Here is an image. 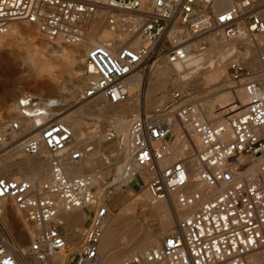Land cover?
<instances>
[{"label":"built area","instance_id":"2783aa9c","mask_svg":"<svg viewBox=\"0 0 264 264\" xmlns=\"http://www.w3.org/2000/svg\"><path fill=\"white\" fill-rule=\"evenodd\" d=\"M13 23L52 43L98 44L86 54L85 86L74 99L26 91L17 118L0 111V155L20 149L50 167L39 181L0 177V264H57L68 253L64 264H103L110 203L125 185L144 186L152 204L174 195L193 211L160 246L122 264H264V0H0V38ZM212 36L259 48L258 70L230 61L231 92L245 96L233 99V113L209 120L189 92L175 90L170 103L115 116L77 140L66 119L77 105L127 102L137 74L148 83L157 67L188 62L194 45ZM95 156L100 166L70 174L69 166ZM10 200L39 229L24 250L11 228ZM75 210L88 211L82 233L63 215Z\"/></svg>","mask_w":264,"mask_h":264},{"label":"bare ground","instance_id":"6f19581e","mask_svg":"<svg viewBox=\"0 0 264 264\" xmlns=\"http://www.w3.org/2000/svg\"><path fill=\"white\" fill-rule=\"evenodd\" d=\"M17 24L19 23H13L11 25V29L9 33L4 37H1L0 41L4 40V38H8L9 36H11V34H14L19 39L26 38L37 42V44H39L41 48L49 47L47 43L43 41H39V42L37 41L33 29L29 28V25L23 24L25 25L22 26L23 28L21 27V29L20 28L16 29V27H18ZM106 37H112V35L110 33H105L104 38ZM236 42L241 43L243 41H228L222 37L212 36L205 40V43H203L205 44L203 49H200L202 45V43L200 42H197L194 45L193 48L194 52L192 53V56L188 60V62L183 64H175V65L164 64L161 67H157L156 70L152 73L153 75H151V78L148 79L149 85L147 88V92L145 93L146 95L144 98V103L143 102L141 103L138 99L131 97L132 91L138 89L140 90L145 80L143 75L137 74L133 78V80L129 83L130 85L129 91L131 96L127 102L118 106H113V105H107L101 99L99 100V98H96L77 105L76 106L77 108H75L76 110L69 113L66 116L67 121L71 123V126L75 131L77 140H80L84 135H86L87 130H90L92 128L93 125L88 122L89 118L93 119L95 117H101V116H107L113 118L115 116H125L129 113L139 114L143 110L164 105L167 98L165 93L166 83H163L162 79L173 78L174 76H177L176 77L177 84L184 90L187 89V87L190 86L191 84L199 87L200 86L199 82L201 80L210 79L219 83L218 86L220 87L216 90H224L223 87L226 85H222V84L230 80L227 77V68L229 67L231 60L243 59L244 61L247 62V65L249 67L258 70L259 48L253 47L254 45L248 46L246 50L247 52L242 54L241 51L237 49L236 44L238 43ZM54 44H59V43H54ZM97 44L98 42L95 41H92L91 43H84L78 46H68V45L60 44L59 50L54 54L43 52V54H45V55L42 54V56H45L44 63H38V61L33 56L30 57V62L32 63L33 66L37 68V70L40 73H43L49 79L50 78H54L57 80L66 79L67 83H70L73 89L82 88L83 86H85V82H86V77L84 74H82V72H84L86 69L85 66L86 54L90 48L96 46ZM70 47H75V48L69 49ZM199 52H202L203 55L205 54L207 56V60L203 58V55H194V53H199ZM0 59H1V55H0ZM56 67L59 68L57 74L54 70ZM29 86L31 85L29 84ZM32 88L35 91H37V93H39L41 89L45 88V90L47 89L50 94H61L64 91L65 86L61 87L47 80V81H43L42 83L36 82ZM59 97L64 98L63 96H59ZM13 98L12 100L6 99L3 102V107L8 113L12 114L11 116L13 115L17 116L14 112V105L11 103V101H13ZM234 99L238 100L241 103H244L245 96L243 91L240 90L237 93V95L234 94ZM226 108L228 110H231L229 106H226ZM232 109L233 111L229 112L230 114L237 109L235 102L233 103ZM119 124L121 125L123 132L126 133L128 126L127 121L121 119ZM101 144H102V139L98 141L99 149H102ZM32 159L33 158L31 157L25 156L22 150L20 149L14 150L12 153H9L7 156L0 155V175L5 176L7 174L8 175L11 174L10 176L11 178H16V179L27 178L33 181H37V177L39 176L40 172H46L47 169H49V163H47L48 165L47 167H45L43 160H41L40 158L38 159V161L35 159L34 161H32ZM46 162L48 161L46 160ZM100 165H101V161L97 156H95L94 158L86 162L83 166H69L68 169L71 175H79L81 174L80 172L81 167L86 170H93ZM35 166L39 168L38 173L36 171H33V169L36 168ZM14 169H17L20 175L18 176L15 175L13 173ZM142 178L145 180L147 178V174L142 173ZM140 191L146 196L148 202L151 203L149 194L144 186L140 187ZM10 207L11 208L9 211L12 216L11 228L13 233H15L19 237V238L17 237V240H19L24 244H26V242L32 241L39 229L36 226L32 224H28L25 221L24 215L16 209L12 200H10ZM151 207L162 216L161 231H163V233L160 235L155 234L156 236L154 237H147L142 245V248L140 249L137 248L139 249L138 252L143 251L142 249L152 247L151 246L152 243H155L154 246H160L164 233H167L168 231L171 230L173 226V222H175L179 218H182L181 216L182 214L187 213L192 209V208L181 209L178 206L174 195H172L171 198L167 201H163L158 204H152ZM63 215L69 221H71L76 227L79 228L82 227L85 220L87 219V215L82 210H75L73 213H64ZM117 223L118 222L115 219H113L111 215H109L106 218L105 230H104V235L100 249L103 264H122V261L121 263H118L117 261L112 259L113 257L112 258L110 256L106 257V255L109 253L111 249V243L113 242V239L117 237V230H116ZM130 237H132V235H130ZM108 258L109 260H107ZM65 260H66L65 255L62 254L57 258L56 262L57 264H64Z\"/></svg>","mask_w":264,"mask_h":264},{"label":"rangeland","instance_id":"374dc122","mask_svg":"<svg viewBox=\"0 0 264 264\" xmlns=\"http://www.w3.org/2000/svg\"><path fill=\"white\" fill-rule=\"evenodd\" d=\"M17 25L18 27L14 26L16 27V29L17 28L21 29L22 26H25L23 24H17ZM29 28L33 29L34 35L36 36V39L38 42L43 41L47 43L49 47L41 48L39 44H37V42L30 40V39H26V38L19 39L14 34H11V36H9L8 38H4V40L0 41V55H1V59H0V111L4 112L6 116L11 119H15L17 118V116H14V115L11 116L12 114L8 113L3 107V102L6 99L12 100V98L14 97L11 103L14 105V112L16 114V111H17L16 104H17L18 99L20 98V96H22V94H24L23 92H26V90L37 92L32 88L36 82L42 83L43 81L49 80L52 83L57 84L58 86H61V87L65 86V89L61 94H50L47 89L45 90V88L41 89L39 93L46 94V95L63 96L66 100L74 99L78 95V91L84 87L83 86L82 88L73 89L72 85L70 83H67L66 79H62V80H57L54 78L49 79L46 75H44L43 73H40L37 70V68L32 65V63L30 62V57L33 56L38 61V63H44L45 56H42L43 52L54 54L59 50L60 44H54L50 41L48 42V40L39 36L35 27L29 26ZM17 43H20V44H17ZM236 43H238L236 44L237 49L240 50L242 54L247 52L246 50L248 46H253L248 41H243L241 43L236 42ZM74 48L75 47H70L69 49H74ZM194 55H203V54L202 52H199V53H194ZM203 58L207 60V56L205 54L203 55ZM58 69H59L58 67L54 69L56 74H57ZM82 74H84V72H82ZM229 76H230V71L227 68L228 79H229ZM176 77L177 76H174L173 78L162 79V82L166 83L165 93H166L167 98H166L165 103L171 102L170 98H171V93L173 91L182 90L181 92H185V91L189 92L191 94L190 99L192 101L197 102L198 104L202 106V111L204 112L207 118L209 117L208 118L209 120L216 119L217 117H222L224 116V114L229 115L230 114L229 112L233 111L232 107L234 103L233 101L234 94H232L231 92L232 84L230 80L222 84V85H226L223 87L224 90H216L220 87L218 86L219 83L216 81L210 80V79L201 80L199 82L200 84L199 87L191 84L190 86L187 87V89L184 90L177 84ZM149 78H151V76ZM29 84L31 86H29ZM143 84L140 90L139 89L133 90L131 94L132 95L131 97L138 99L141 103L142 102L144 103V98L146 95L145 93L147 92L149 83L145 82ZM226 106H229L231 110H228ZM129 114H132V113H129ZM137 114L138 113H135V114L133 113V115H137ZM111 118L112 117H107V116L95 117L93 119L89 118L88 122L93 125L92 128L96 127V128H100L101 130H103L109 124V121ZM31 158H33L32 161H34V159L38 161L39 159V158H34V157H31ZM40 159L43 160L45 167H47L48 162H46V159L44 158H40ZM38 169L39 168L36 167L35 169H33V171H36L38 173L39 171ZM84 170L86 169L81 167L80 172L83 173ZM13 173L17 176L20 175L17 169H14ZM49 174H50V167L49 169H47L46 172H40L39 176L37 177V181L47 179ZM2 176L4 175H0V177ZM5 176L10 177L11 174L10 175L7 174ZM151 205L152 204L148 202L146 196L140 191V188H133L130 185H127V186L125 185L124 187L119 188V191L117 192V194L114 196V198L112 199L110 203V213H109V215H111L113 219H115L118 222L117 228H116L117 237L113 239V242L111 243V249L109 253L106 255V257L107 256H110L111 258L113 257L112 258L113 260L117 261L118 263H121V261H123L129 255L135 252H138V250L142 248V245L145 242L147 237H154L156 235H160L163 233V231H161L162 216L156 210H154L151 207ZM192 211H193V208L189 212L184 213L181 216L184 217L186 214H189ZM175 222H173L172 228L174 227ZM72 226L78 232L81 231L82 229V227L81 228L76 227L73 223H72ZM167 233H164V235ZM130 235H132V237H130ZM17 237L18 236L16 235V238ZM17 242H18V247H20L21 249H25V247L31 241L26 242V244L20 242L19 240H17ZM152 244L151 246L155 245V243H152ZM142 250L144 251L145 249H142ZM70 252H72V250ZM64 255L66 258L67 254H64ZM107 260H109V258Z\"/></svg>","mask_w":264,"mask_h":264},{"label":"crops","instance_id":"0c3cea01","mask_svg":"<svg viewBox=\"0 0 264 264\" xmlns=\"http://www.w3.org/2000/svg\"><path fill=\"white\" fill-rule=\"evenodd\" d=\"M85 213L88 214V211L86 210ZM87 226H88V222L85 221L80 232L82 233ZM75 238L80 240V235L79 234L75 235Z\"/></svg>","mask_w":264,"mask_h":264}]
</instances>
